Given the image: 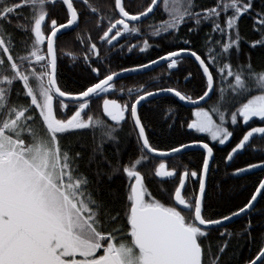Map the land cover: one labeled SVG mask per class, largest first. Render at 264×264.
I'll use <instances>...</instances> for the list:
<instances>
[{
	"label": "snow or ice",
	"instance_id": "6c2138e0",
	"mask_svg": "<svg viewBox=\"0 0 264 264\" xmlns=\"http://www.w3.org/2000/svg\"><path fill=\"white\" fill-rule=\"evenodd\" d=\"M161 2L167 18L144 25ZM79 3L77 7L75 0H62L67 11L61 23L50 14L57 0H0V264H222L220 257L228 240L213 253L211 243L206 242L208 234L212 228H221V236L230 238L233 232L224 223L251 211L257 194L264 195V179L242 207L209 218L204 202L208 196L206 176L214 170V147L202 139L177 142L174 147L154 146L138 108L163 93L192 105L206 103V98L215 94L207 107L192 108L193 118L186 127L208 134L219 145L230 141L241 120L247 125L252 118H259V126L248 127L227 152L224 160L229 164L257 134L264 137V70H256L250 56L247 63L239 61L242 16H251L253 28L259 32V39L249 41L250 45L264 48V0H259V6L256 0H216L211 7H200L196 0H149L135 12L126 10L123 0H114L107 15L91 0ZM88 16L96 18L99 44L90 33L78 32L75 39L83 51L66 55L71 61L82 60L96 82L73 91L58 78V62L65 53H58L57 42L63 34L60 30L87 23ZM189 21V35L181 37L179 29ZM204 23L210 28L197 46L191 37ZM164 33L166 39L183 46L147 64L109 70L110 54L101 55L105 44L118 46L121 54L125 48L146 51L152 47L147 38L142 45L120 44L117 38L125 34L154 38ZM189 56L201 70L202 95L171 86L149 89L142 84L128 88L127 99L123 95L109 98L114 93L125 94V88L117 87L114 80L121 73L144 70L157 61L166 62L171 70ZM191 75L189 72L185 80ZM100 97L102 114H93L90 101ZM66 98L74 110L68 109ZM165 113L171 114L174 123L176 110L168 107ZM129 118L138 130L136 147L141 153L130 164L122 163L120 146L122 124ZM87 130L92 132L90 144L81 137V131ZM106 142L113 144V153L105 150ZM192 146L203 151L199 169L185 166L178 171L167 168L163 161L155 167L157 177H178L170 194L175 205L162 202L149 191L137 166L149 159L148 154L179 155ZM257 168L264 169V159L237 167L232 174ZM121 172L130 181L124 199L109 186ZM191 179L198 182V190L188 193ZM251 227L249 219L243 229L249 240L253 239ZM245 264H264V235L254 257Z\"/></svg>",
	"mask_w": 264,
	"mask_h": 264
},
{
	"label": "trees",
	"instance_id": "16d2710c",
	"mask_svg": "<svg viewBox=\"0 0 264 264\" xmlns=\"http://www.w3.org/2000/svg\"><path fill=\"white\" fill-rule=\"evenodd\" d=\"M75 2L76 6L80 7L79 0H75ZM91 2L103 10L101 13L103 15L111 14L114 6V0H91ZM123 2L126 5V10L135 12L142 10L149 0H123ZM215 2L216 0H196V3L200 7H211ZM256 3L259 6V0H256ZM50 14L52 17L57 18L59 22H64L66 9L61 0H57V4L51 8ZM166 18L167 16L163 12V3L161 2L160 7L156 9L152 16L145 19L143 24L147 25L153 21H160ZM239 25V30L243 37L239 61L241 63H247L248 57L250 56L252 66L258 71L264 70V48L259 46L252 47L249 43L251 40L259 39V32L253 28V18L251 16H242ZM191 27L192 23L190 21L181 26L179 35L181 37L188 36V29ZM209 28L210 25L204 23L199 29V32L192 35L191 38L197 42V46L200 37ZM78 32L83 35L90 33L92 39L99 44L97 39L99 29L96 26V18L88 16L87 23L81 22L78 27L63 33L59 36L57 42L58 53L61 51L65 53L58 62V78L62 85L73 91L80 90L82 85L96 82L95 74L91 72L90 68L82 60L77 59L76 61H71L70 57L66 55L70 51H83V46L75 39ZM16 36L19 38L21 33L17 32ZM167 36V33L154 38L147 34H125L123 38H118L120 44L130 43L135 45L139 43L142 45L143 39L147 38L152 47L146 51H141L139 48L129 51L125 48L123 54H121L118 46L109 47L105 44L101 46V55L109 56L110 54L111 62L109 70L128 68L137 63L147 64L148 60H156L158 56H163L165 52L183 46L178 41L166 39L165 37ZM105 63L108 64V61H105ZM233 63H236L235 56L233 57ZM189 72L192 75L185 80ZM102 74H104L103 68ZM115 83L117 87L123 86L125 88V94L114 93L109 98H120L123 95V99H127V89L130 87L136 89L142 84L149 89L154 87H177L179 90L185 91L193 96L202 95L203 93L201 71L190 58L182 59L174 69L169 70L167 63H163L149 72L126 76L115 80ZM215 99V94H212L210 100L203 106L207 107ZM101 104L102 97L94 98L90 101L89 110L91 113L102 114ZM168 107L176 110L174 123H172L171 114L165 113V109ZM68 109L74 110V104L72 102H68ZM66 111L68 110L66 109ZM138 111L142 117V122L148 125L146 134L150 137V142L154 146L160 148L174 147L177 142L186 143L191 139H202L214 147L215 159L211 163V168L214 170L210 171L207 175L206 188L208 196L204 202V207L207 209L206 215L209 218L215 219L218 215H226L229 212H233L251 199L252 194L259 185V181L264 178V169L244 176L233 175L232 172L237 167H244L248 163H258L260 159H264V137H254L251 145L229 165L226 164L224 157H226L231 147L238 142L239 138L242 137L243 133L248 130V127L259 126V118H252L247 125H244L241 120L240 124L235 126L234 135L230 138V141L226 142L225 145H219L218 142L211 141L207 135L194 133L193 130L187 129V122L193 118L191 115L192 108L185 107L173 96L163 95L147 100L142 103ZM68 114H70V111ZM169 123H172V127H168ZM122 128L123 131L120 133V146L123 147L121 160L122 163L130 164L141 155L136 147V130L130 118L126 123L122 124ZM81 137L84 143L90 144L92 141L91 130L81 131ZM104 147L108 153L115 151L112 143L106 142ZM253 147L259 149V151H253ZM77 149L79 150V145H77ZM84 151L86 152L87 149H84ZM202 156L203 151L201 150L186 151L166 159H159L149 155V159L142 161L137 166V170L142 172L145 178V184L153 196L161 199L164 203L174 206L170 194L174 192V188L178 184V177H157L155 175V167L163 161L167 168L175 167L178 171L184 170L185 166L189 170L199 169L202 165ZM129 183L130 181L126 174L121 172V174L112 179L109 186L119 194L121 199H124L126 197L125 186ZM194 190H198V182L195 179H191L187 182V192L192 193ZM249 219L252 222V227L250 228L252 240H249L248 233L243 231ZM224 227L233 232L230 238L221 236V228H212L206 242L211 243L212 251L215 253L217 245L222 244L227 239L228 247L220 257L222 264H245L246 260L254 257L255 251L258 250L261 237L264 235V195L259 196L254 208L250 212ZM238 232L240 235H236Z\"/></svg>",
	"mask_w": 264,
	"mask_h": 264
},
{
	"label": "water",
	"instance_id": "95a60500",
	"mask_svg": "<svg viewBox=\"0 0 264 264\" xmlns=\"http://www.w3.org/2000/svg\"><path fill=\"white\" fill-rule=\"evenodd\" d=\"M62 1V0H61ZM65 7V9H66V6H64ZM66 11H67V9H66ZM76 26H73L71 29H73V28H75ZM61 32H63V33H65V32H67V31H64V30H60ZM69 31V30H68ZM187 58H190L191 60H193L194 61V58H192V57H187ZM163 63H166V62H162V61H157V63L155 64V65H148V67L146 68V69H144V70H138L137 72H128V73H121L120 74V76L118 77V78H114V80H117V79H120V78H124V77H126V76H130V75H137V74H143V73H146V72H149V71H151V70H153L154 68H156V67H158V66H160L161 64H163ZM194 63L198 66V64L194 61ZM199 68V67H198ZM201 71V70H200ZM163 95H169V96H173L174 97V95H172V94H167V93H163V94H159V95H157V96H163ZM157 96H154V97H157ZM211 96H212V94H210V97L209 98H206V103L210 100V98H211ZM153 97V98H154ZM174 98H176V97H174ZM177 100H178V98H176ZM66 100H67V102H72L71 100H68V98H66ZM147 101V100H146ZM179 101V100H178ZM181 104H183L185 107H187V108H193L194 106H203L204 104H206V103H201V102H197V105H192V104H190V103H188V102H182V101H179ZM144 103V102H143ZM142 105V104H141ZM140 105V106H141ZM139 106V107H140ZM139 109V108H138ZM101 110H102V104H101ZM136 130V129H135ZM138 130H136V132H137ZM256 136H260L259 134H257ZM255 136V137H256ZM190 150H201L202 151V149L201 148H199V147H197V146H192V147H190L187 151H190ZM183 152H186V151H184V150H181V153H183ZM150 156H152V157H155V158H159V159H166V158H171V157H173V156H175V155H168V156H161V155H159L158 153L157 154H149ZM232 162V161H231ZM230 162V163H231ZM227 165H229V163H226ZM258 170H261L260 168H257V169H252V170H248V172H246V173H243V174H236L237 176H244V175H247V174H251V173H253V172H256V171H258ZM264 179V178H263ZM206 181H207V176H206ZM259 186V185H258ZM183 191H184V189H182V194H183ZM263 191V190H262ZM261 194H257V199L253 202V205L252 206H250L251 207V210L254 208V206H255V204H256V202H257V200H258V198H259V196H260ZM173 200V199H172ZM175 203L176 202H174V200H173V204L175 205ZM248 213V211L246 210V213H244V214H240L239 216H237V217H235V218H233V219H230L228 222H225L224 223V225L223 226H225V225H228V224H230V223H232L233 221H235L236 219H238V218H240V217H242V216H244L245 214H247Z\"/></svg>",
	"mask_w": 264,
	"mask_h": 264
},
{
	"label": "rangeland",
	"instance_id": "374dc122",
	"mask_svg": "<svg viewBox=\"0 0 264 264\" xmlns=\"http://www.w3.org/2000/svg\"><path fill=\"white\" fill-rule=\"evenodd\" d=\"M201 134H204V135H207L208 136V134H206V133H201ZM210 139V138H209Z\"/></svg>",
	"mask_w": 264,
	"mask_h": 264
},
{
	"label": "flooded vegetation",
	"instance_id": "af4514ba",
	"mask_svg": "<svg viewBox=\"0 0 264 264\" xmlns=\"http://www.w3.org/2000/svg\"><path fill=\"white\" fill-rule=\"evenodd\" d=\"M118 39V38H117Z\"/></svg>",
	"mask_w": 264,
	"mask_h": 264
}]
</instances>
